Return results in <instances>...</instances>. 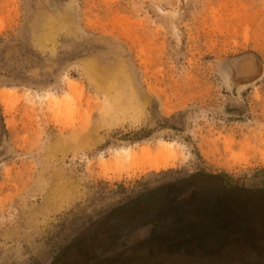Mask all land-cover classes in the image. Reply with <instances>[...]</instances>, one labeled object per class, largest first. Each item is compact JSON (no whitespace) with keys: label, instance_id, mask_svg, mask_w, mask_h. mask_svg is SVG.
Segmentation results:
<instances>
[{"label":"rangeland","instance_id":"rangeland-1","mask_svg":"<svg viewBox=\"0 0 264 264\" xmlns=\"http://www.w3.org/2000/svg\"><path fill=\"white\" fill-rule=\"evenodd\" d=\"M5 89L0 264H264V0H0Z\"/></svg>","mask_w":264,"mask_h":264},{"label":"bare ground","instance_id":"bare-ground-1","mask_svg":"<svg viewBox=\"0 0 264 264\" xmlns=\"http://www.w3.org/2000/svg\"><path fill=\"white\" fill-rule=\"evenodd\" d=\"M65 84L69 91L74 90L77 86L75 82L68 79ZM9 91V89H5L0 93L3 96H8L10 94ZM44 98L48 103H55L57 99L55 94L51 92L46 93ZM159 144L160 145L158 146V151L154 156L152 155V151L149 146H143L138 151L132 149H125L123 151L131 161H134L138 158H144L148 161V166H150V168H153L154 170L158 169V162H163L161 166L163 169H165L171 165L170 162L176 158L177 153L172 142L161 141V143L159 142Z\"/></svg>","mask_w":264,"mask_h":264},{"label":"trees","instance_id":"trees-1","mask_svg":"<svg viewBox=\"0 0 264 264\" xmlns=\"http://www.w3.org/2000/svg\"><path fill=\"white\" fill-rule=\"evenodd\" d=\"M264 212V210H263ZM263 216V215H262ZM264 232V231H262ZM255 254H256V257H259L260 259H263L264 258V236L263 238H256L255 239Z\"/></svg>","mask_w":264,"mask_h":264}]
</instances>
